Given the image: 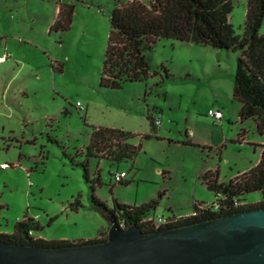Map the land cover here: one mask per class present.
<instances>
[{
  "label": "rangeland",
  "instance_id": "rangeland-1",
  "mask_svg": "<svg viewBox=\"0 0 264 264\" xmlns=\"http://www.w3.org/2000/svg\"><path fill=\"white\" fill-rule=\"evenodd\" d=\"M127 1L0 0V54L10 55L0 64V233H13L27 217L39 223L34 235L45 241L98 238L109 222L92 208L93 196L111 208L115 200L131 206L157 200L152 217L187 216L195 203L217 199L203 174L218 173L228 183L259 161L261 149L252 142L264 136L253 118L241 120L233 95L239 51L160 38L145 51L147 80L102 85L111 14ZM232 3L230 20L242 35L247 0ZM64 5L74 8L72 24L51 31ZM211 109L223 119L212 118ZM97 127L129 132L136 156L87 157ZM120 172L127 173L123 183L115 180ZM242 199L264 201V191Z\"/></svg>",
  "mask_w": 264,
  "mask_h": 264
},
{
  "label": "trees",
  "instance_id": "trees-1",
  "mask_svg": "<svg viewBox=\"0 0 264 264\" xmlns=\"http://www.w3.org/2000/svg\"><path fill=\"white\" fill-rule=\"evenodd\" d=\"M232 10V0H151L149 3L128 0L119 3L111 14V30L101 78L102 85L119 88L124 82L147 80L152 71L146 60L145 51L152 49L160 38L239 51L241 56L234 78L233 95L242 105L241 120L253 118L258 133L264 136V35L260 33L264 21V0H247L242 35L236 34L231 23ZM73 15L72 5L61 6L50 30L69 29ZM149 118L152 119L150 116ZM153 126L154 129L158 127L155 121ZM130 137L129 132L121 129L97 127L92 132L86 148L87 157L108 158L115 162L133 159L139 151V146L129 143ZM260 146L262 148L260 161L228 183H220L218 173L209 171L203 174L207 187L216 192V198L221 202L219 211L200 209L197 202L194 214L181 219L176 225L165 228L264 209V201L247 204L242 199L247 193L264 191V144ZM83 165L87 167L88 161ZM85 175L88 177L87 169ZM220 192L223 195L221 198L218 196ZM235 202L242 204L234 206ZM157 204L158 201L153 200L141 206H131L115 200V206L111 208L96 196L92 199V208L106 217L112 216L118 225H136L144 232L156 231L150 225L141 222L145 216L150 215ZM72 205L78 209L80 202L77 200ZM40 228L39 223L33 218L25 217L17 222L13 233H0V242L59 248L103 242L108 238V230H102L95 239L45 241L30 234V231L34 232ZM162 229L164 228L157 230Z\"/></svg>",
  "mask_w": 264,
  "mask_h": 264
},
{
  "label": "water",
  "instance_id": "water-1",
  "mask_svg": "<svg viewBox=\"0 0 264 264\" xmlns=\"http://www.w3.org/2000/svg\"><path fill=\"white\" fill-rule=\"evenodd\" d=\"M106 218V241L59 248L0 242V264H264V209L152 232Z\"/></svg>",
  "mask_w": 264,
  "mask_h": 264
},
{
  "label": "built area",
  "instance_id": "built-area-1",
  "mask_svg": "<svg viewBox=\"0 0 264 264\" xmlns=\"http://www.w3.org/2000/svg\"><path fill=\"white\" fill-rule=\"evenodd\" d=\"M130 1H133V0H130ZM9 54H5V55H2L0 56V62H4L6 61V59L8 58ZM208 114L216 119V120H219L221 121L222 118H223V112L220 111V110H213L211 109ZM155 124L156 125H160V121H155ZM1 167H5V164H2ZM127 176V173L126 172H120V173H117L115 175V180L116 182L118 183H121L124 181L125 177ZM219 198L223 197L222 193L220 192L219 193ZM242 203H239V202H235L234 203V206H238V205H241ZM199 205V208L200 209H203V210H206V209H211L213 211H219L220 207H221V202H219L217 199L214 203L208 205L206 203H198ZM194 214V213H192ZM191 215V214H189ZM187 215V216H189ZM187 216H184V215H175V214H172L170 216H159L158 218H155V217H152L151 215H147L145 216L143 219H142V222L143 224H146V225H150V227L154 228V229H160V228H165L166 226H171V225H176L178 224V222L187 217ZM122 229H126L128 226L125 225V224H120L119 225ZM30 234L31 235H34V232L33 231H30ZM37 238V237H35Z\"/></svg>",
  "mask_w": 264,
  "mask_h": 264
},
{
  "label": "crops",
  "instance_id": "crops-1",
  "mask_svg": "<svg viewBox=\"0 0 264 264\" xmlns=\"http://www.w3.org/2000/svg\"><path fill=\"white\" fill-rule=\"evenodd\" d=\"M5 54H8L7 52H6V50L5 51H2L1 52V54H0V56H2V55H5ZM9 57H10V55L8 56V58L6 59V61H4V62H0V64H6V62H8V60H9ZM219 110V109H218ZM223 117H224V114H223ZM223 119V118H222ZM241 139L243 140V141H245V139H244V137L243 136H241ZM240 139V140H241ZM252 143H255L257 146H259L260 147V149H261V155H262V148H261V146H260V144H264V139L263 140H259V141H257V140H254V142H252ZM260 159H261V157H260ZM260 159H259V161H260ZM258 161V162H259ZM257 162V163H258ZM221 183V182H220ZM245 203V202H244ZM173 214H175V213H173ZM175 215H179V214H175ZM99 237V236H98Z\"/></svg>",
  "mask_w": 264,
  "mask_h": 264
}]
</instances>
